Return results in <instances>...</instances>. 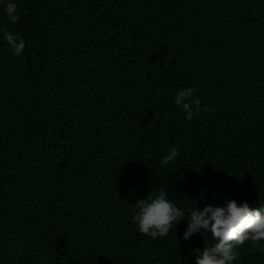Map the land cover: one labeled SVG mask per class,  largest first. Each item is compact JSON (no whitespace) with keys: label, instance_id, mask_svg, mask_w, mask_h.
I'll return each mask as SVG.
<instances>
[{"label":"trees","instance_id":"obj_1","mask_svg":"<svg viewBox=\"0 0 264 264\" xmlns=\"http://www.w3.org/2000/svg\"><path fill=\"white\" fill-rule=\"evenodd\" d=\"M16 2L15 24L0 8L25 41L13 55L0 37L3 264H191L199 236L139 232L137 199L264 207V0ZM187 86L207 106L191 120L173 103Z\"/></svg>","mask_w":264,"mask_h":264},{"label":"clouds","instance_id":"obj_2","mask_svg":"<svg viewBox=\"0 0 264 264\" xmlns=\"http://www.w3.org/2000/svg\"><path fill=\"white\" fill-rule=\"evenodd\" d=\"M0 8L10 24L19 20L16 0H0ZM0 37L13 55L22 53L25 47L23 37L3 26H0ZM195 91L190 86L182 87L173 96V103L184 110L186 120L207 108L201 105ZM178 155L175 147L169 148L159 165H169ZM197 196L207 199L205 187L198 189ZM188 201L191 206L182 207L170 198L166 189H160L137 199L132 219L137 230L152 239L167 236L183 220L185 227L180 233L181 238L190 240L196 234L199 236L197 246L190 249L191 264H235L239 250L246 242L264 251V207H250L245 200L237 202L227 197H221L220 203H205L203 206L195 198Z\"/></svg>","mask_w":264,"mask_h":264}]
</instances>
